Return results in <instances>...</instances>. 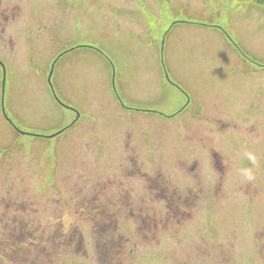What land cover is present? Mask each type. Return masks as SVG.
<instances>
[{
    "label": "rangeland",
    "instance_id": "rangeland-1",
    "mask_svg": "<svg viewBox=\"0 0 264 264\" xmlns=\"http://www.w3.org/2000/svg\"><path fill=\"white\" fill-rule=\"evenodd\" d=\"M134 1L0 0V229L19 250L0 237V264H264V1L115 18ZM50 174L80 186L78 256L56 233L70 203L45 193Z\"/></svg>",
    "mask_w": 264,
    "mask_h": 264
},
{
    "label": "flooded vegetation",
    "instance_id": "flooded-vegetation-1",
    "mask_svg": "<svg viewBox=\"0 0 264 264\" xmlns=\"http://www.w3.org/2000/svg\"><path fill=\"white\" fill-rule=\"evenodd\" d=\"M3 110V109H2ZM146 112V111H145ZM219 122V120L216 121V123ZM11 126L13 127V124L11 123ZM208 141L207 144H209V148L207 149L208 154H210L212 157H215L218 161H219V153L215 150V148H211V145L216 144L217 140L219 141H223L224 138L223 136L219 135L217 138L214 139V142L211 143L210 140L206 139ZM1 152V151H0ZM127 161L129 163L132 164H137L138 163V159L136 157H133L132 155L127 157ZM50 178V179H49ZM48 178V183H47V187L45 190V193H47V195H50L53 193V196H50V198L54 197L55 200H62L63 203H70L69 207H68V211H64V214H62L61 217H59L55 222L56 227V233L61 235L62 237L66 238V240L64 241L65 245H68L71 249V254H74V256H78V254L80 253V251L82 250V241H83V233L81 230V222H82V211H83V204H85V201L82 200V198H80V196H78L79 193H74L73 191L69 190V188H75L78 189L80 188V186L77 184V182L70 184V186H66V189L62 192L61 188H59L57 185L56 186H52L54 184V176L53 174H50V177ZM56 191V192H54ZM128 191V189H127ZM60 196H64V197H60ZM114 199H117L118 203H123L122 202V197H115ZM194 199V198H191ZM195 199H199V197H195ZM194 200H192L193 202H196ZM130 199L125 198V203H129ZM49 205V204H47ZM128 205V204H127ZM62 204L60 202L59 207H61ZM66 207V206H65ZM48 206L46 207L45 205L43 206L42 210H47ZM67 208V207H66ZM61 209H63V207H61ZM66 216H70L71 217V221L66 224L65 222V217ZM12 223H15V221H13ZM33 223V222H31ZM35 226V224H33ZM45 224L44 223H40L38 225L35 226V228L31 231V229H29V235H31L33 242H37V240L35 238H40L45 232ZM11 225L7 226V225H3L1 226L0 229V237L2 236H7L8 238H4L5 243L9 242L12 239V244L8 247L13 251H15V245L16 242L15 240L18 238H15L17 234H15V231L10 228ZM23 236V234H20ZM28 235V236H29ZM68 238V239H67ZM43 241L42 239H39V242ZM7 251L6 247L4 246V243L2 242V239H0V259L4 260L6 258L5 256V252ZM21 252V251H20ZM18 254L19 250H16L15 253L13 254ZM22 263V262H21ZM13 264H20L19 261H14Z\"/></svg>",
    "mask_w": 264,
    "mask_h": 264
},
{
    "label": "crops",
    "instance_id": "crops-1",
    "mask_svg": "<svg viewBox=\"0 0 264 264\" xmlns=\"http://www.w3.org/2000/svg\"><path fill=\"white\" fill-rule=\"evenodd\" d=\"M129 2H132V0H128ZM157 2V0H136L134 1V5L131 6H121L119 8H117V10H115V18L119 19V20H126L125 18L128 16V14H126V12H133L136 11L138 9H141L142 11H146L150 13V17L153 18V14L155 16H157V11L158 8L155 5ZM141 3V4H140ZM140 4V5H139ZM104 8V7H101ZM140 11V12H142ZM149 18L148 16L146 18H143L142 20L139 21V24H142L141 27H147L149 28V20L152 19Z\"/></svg>",
    "mask_w": 264,
    "mask_h": 264
},
{
    "label": "clouds",
    "instance_id": "clouds-1",
    "mask_svg": "<svg viewBox=\"0 0 264 264\" xmlns=\"http://www.w3.org/2000/svg\"><path fill=\"white\" fill-rule=\"evenodd\" d=\"M244 156L253 165V167H242L238 170L239 176L247 181L254 179V167L258 166V158L255 153L248 151L244 153Z\"/></svg>",
    "mask_w": 264,
    "mask_h": 264
},
{
    "label": "trees",
    "instance_id": "trees-1",
    "mask_svg": "<svg viewBox=\"0 0 264 264\" xmlns=\"http://www.w3.org/2000/svg\"><path fill=\"white\" fill-rule=\"evenodd\" d=\"M258 1V0H257ZM260 1H264V0H260Z\"/></svg>",
    "mask_w": 264,
    "mask_h": 264
}]
</instances>
